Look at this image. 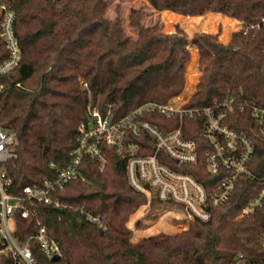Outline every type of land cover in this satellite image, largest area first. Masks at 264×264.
I'll return each instance as SVG.
<instances>
[{"label":"trees","instance_id":"obj_1","mask_svg":"<svg viewBox=\"0 0 264 264\" xmlns=\"http://www.w3.org/2000/svg\"><path fill=\"white\" fill-rule=\"evenodd\" d=\"M1 1L13 11L20 50L18 65L0 76L5 85L0 125L18 138L16 156L3 165L9 192L18 193L23 185L54 175V165L68 159L88 102L101 109L110 106L118 117L145 101L163 103L180 93L189 43L197 48L200 74L187 105L202 107L214 98L233 96L243 107L228 113V124L253 144L249 173L237 176L226 200L208 207L206 220L194 219L185 230L159 232L135 242L127 221L144 194L127 182L124 161L111 147L103 146L107 162L101 169L84 156L81 169L86 180H70L57 193L65 208L38 203L27 217L14 213L13 235L18 241L39 222L58 242L59 257L46 258L30 240L36 264H264V194L251 211L239 214L264 184V126L250 112L252 105L264 104V0H145L155 10L179 13L176 17L185 29L200 25L198 19L207 11L241 21L227 42L204 31L191 40L179 27L165 32L159 21L144 23L141 8L129 10L128 25L135 31L130 35L118 15H104L106 0ZM6 55L0 36V61ZM146 117L165 121L158 114ZM184 133L195 141L197 161L180 169L207 187L219 176L204 166L208 144L200 117L184 120ZM176 205L151 196L147 216L154 218L156 211ZM77 206L97 214L102 227L86 220ZM8 261L0 256V264Z\"/></svg>","mask_w":264,"mask_h":264},{"label":"built area","instance_id":"obj_2","mask_svg":"<svg viewBox=\"0 0 264 264\" xmlns=\"http://www.w3.org/2000/svg\"><path fill=\"white\" fill-rule=\"evenodd\" d=\"M13 18V11L0 0V36L7 51L0 61V76L14 69L20 59ZM81 85L86 87L83 81ZM4 88L0 81V94ZM190 95L182 90L163 103L145 101L118 117L113 115L110 106L101 109L88 102L85 117L77 124L68 159L54 165L52 177H42L37 184H25L18 193L8 191L9 179L5 177L3 168L16 156L18 138L15 131L0 125V256L9 258L7 264H36L29 247L30 240L38 245L46 258L59 257L58 242L39 222L27 238L18 241L13 235L14 213L27 217L38 203L55 209L65 208L66 204L57 193L70 180H86L81 169L84 156L95 161L99 169L105 165L107 156L103 146L111 147L123 159L127 182L144 194V201L132 213L133 226L147 215L151 196L177 203L156 211L154 218L147 216V222L152 226L143 228L146 231L140 234V238L159 232H179L187 229L194 219L206 220L208 207L226 200L237 176L249 173L247 164L253 144L245 133L228 124V113L235 107H243V104L234 102L233 96L214 98L210 104L197 107L187 105ZM250 109L252 117L264 126V104L252 105ZM148 114L161 115L165 121H151L146 117ZM196 116L200 117L201 134L208 144L203 154L205 169L211 175L219 176L207 187L192 173L180 169L182 165L197 161L195 141L184 133V120ZM50 165L53 166L52 163ZM262 179L264 181V173ZM263 194L264 184L257 196L248 199L240 208L239 214L251 211ZM76 208L84 213L86 220L102 227L97 214L87 212L81 206ZM136 236L130 235V240L137 241ZM260 244L264 248V235L260 237Z\"/></svg>","mask_w":264,"mask_h":264},{"label":"rangeland","instance_id":"obj_3","mask_svg":"<svg viewBox=\"0 0 264 264\" xmlns=\"http://www.w3.org/2000/svg\"><path fill=\"white\" fill-rule=\"evenodd\" d=\"M107 2V7L105 10V16L108 18H112L115 15H118L121 18L122 24H123V28L124 30L130 34V35H134L135 31L128 25V13L129 10L131 8H141L144 11V16H143V22L144 23H150V22H154V21H159L161 23V27L163 31H173L175 30L176 27H179L183 30V32L185 33V35L188 37L189 40H191L192 36L196 33V32H200V31H204V32H213L216 33L217 35H219L220 32V27L219 25L217 27L214 28L213 31H210V29L206 28H200L199 25H196L195 27H192L190 29H185L181 23L180 20H174L172 22H167L166 21V17L161 14L160 11L155 10L154 8H152L145 0H106ZM200 19H198V21L200 22L202 19H204V15L199 17ZM234 32V31H233ZM188 48H189V52H190V59L188 61V64L191 66H193L194 68V74L196 72V74L200 73L199 70V66H198V52H197V48L194 47V45H192V43L188 44ZM192 53L194 54L192 57ZM188 65V66H189ZM186 67V66H185ZM197 69V70H196ZM198 78V77H197ZM193 81V78H192ZM184 87H187V80L185 79L184 82ZM183 87V89H184ZM192 90V86H190V89L187 90V93H191ZM133 214L129 216L128 221H127V225L132 226V228H134V230H136L134 232V230H131V237L135 234L136 238L135 239H139L140 234L144 232L143 228H147V226H152L149 225L150 222H147V215L143 216L142 218L138 219L134 226L132 223V220L134 218H132ZM170 223H166L165 225H168ZM146 231V230H145ZM151 231V230H150Z\"/></svg>","mask_w":264,"mask_h":264},{"label":"crops","instance_id":"obj_4","mask_svg":"<svg viewBox=\"0 0 264 264\" xmlns=\"http://www.w3.org/2000/svg\"><path fill=\"white\" fill-rule=\"evenodd\" d=\"M158 11H160L161 14H163L166 17V21L168 23L174 20H179L178 17H176V14H179V13L173 12L169 9H162ZM203 15L205 18L201 20V24L199 25L200 28L207 27L208 29H210V31H213L214 28L219 25L220 32H219V35H217V39L220 42H227L231 36V33L233 31H237L242 25L241 21L233 17L226 16L219 12L207 11L206 13L202 14V16ZM195 16H199V15H195ZM165 32H169V31H165ZM210 33H213V32H210ZM194 47L196 48L195 45ZM188 65L189 64L187 62L186 67H185V79L187 80V87H184L183 93H186L187 90L190 89V86H192L191 93L193 92L194 85L197 81V77L200 74V73L196 74V72L194 74V69H193L194 67L192 65L191 66L190 65L188 66ZM192 78H193V81H192Z\"/></svg>","mask_w":264,"mask_h":264},{"label":"water","instance_id":"obj_5","mask_svg":"<svg viewBox=\"0 0 264 264\" xmlns=\"http://www.w3.org/2000/svg\"><path fill=\"white\" fill-rule=\"evenodd\" d=\"M53 258H57V255H55Z\"/></svg>","mask_w":264,"mask_h":264}]
</instances>
